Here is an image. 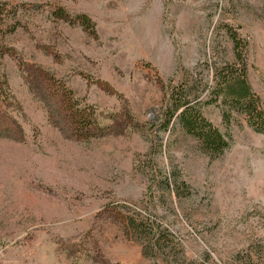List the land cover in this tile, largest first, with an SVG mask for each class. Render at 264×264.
<instances>
[{"label": "rangeland", "instance_id": "1", "mask_svg": "<svg viewBox=\"0 0 264 264\" xmlns=\"http://www.w3.org/2000/svg\"><path fill=\"white\" fill-rule=\"evenodd\" d=\"M0 264H231L264 259V135L221 108L231 136L211 160L178 124L166 92L231 61L225 25L246 41L264 101V0H0ZM87 15L96 34L79 20ZM176 175L189 195L167 188ZM165 248L146 255L137 225Z\"/></svg>", "mask_w": 264, "mask_h": 264}, {"label": "trees", "instance_id": "2", "mask_svg": "<svg viewBox=\"0 0 264 264\" xmlns=\"http://www.w3.org/2000/svg\"><path fill=\"white\" fill-rule=\"evenodd\" d=\"M16 12L7 9L6 4L0 5V21L3 16ZM58 17H66L73 23L76 20L80 24L96 34L95 25L85 14L76 18H69L63 8L55 11ZM233 50V59L220 63L212 62L211 80L203 78L195 79L187 73L178 84H171L166 92V100L160 119L162 126L167 129L171 124H178L188 135L193 137L201 150L211 160L221 157L230 147L231 136L223 132L204 113L208 105H216L221 108L222 120L228 127L236 116H242L249 126L264 135V101L253 90L248 78V62L246 59V41L232 26L225 25ZM4 54L0 51V101L6 98L9 87L2 67ZM168 189L175 191L178 196L189 195V185L176 175L166 177ZM135 232L144 246L146 255H154V251L165 248L167 241L165 231L156 223H144L135 227ZM200 264H213L202 262ZM231 264H264L261 255L251 252L238 253Z\"/></svg>", "mask_w": 264, "mask_h": 264}]
</instances>
